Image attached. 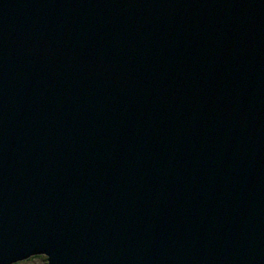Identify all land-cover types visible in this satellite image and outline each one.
<instances>
[{
  "label": "water",
  "instance_id": "1",
  "mask_svg": "<svg viewBox=\"0 0 264 264\" xmlns=\"http://www.w3.org/2000/svg\"><path fill=\"white\" fill-rule=\"evenodd\" d=\"M264 264V0H0V264Z\"/></svg>",
  "mask_w": 264,
  "mask_h": 264
},
{
  "label": "rangeland",
  "instance_id": "2",
  "mask_svg": "<svg viewBox=\"0 0 264 264\" xmlns=\"http://www.w3.org/2000/svg\"><path fill=\"white\" fill-rule=\"evenodd\" d=\"M19 264H45L44 260L41 258H34L26 262H22Z\"/></svg>",
  "mask_w": 264,
  "mask_h": 264
},
{
  "label": "trees",
  "instance_id": "3",
  "mask_svg": "<svg viewBox=\"0 0 264 264\" xmlns=\"http://www.w3.org/2000/svg\"><path fill=\"white\" fill-rule=\"evenodd\" d=\"M34 258H41L44 260L45 264H48L47 258L45 256H34V257H32L26 261H29V260L34 259ZM26 261H23V262H26ZM20 263H22V262H20ZM17 264H19V263H17Z\"/></svg>",
  "mask_w": 264,
  "mask_h": 264
}]
</instances>
